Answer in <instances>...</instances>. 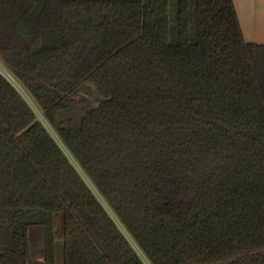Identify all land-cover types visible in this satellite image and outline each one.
Returning a JSON list of instances; mask_svg holds the SVG:
<instances>
[{
	"label": "trees",
	"instance_id": "obj_1",
	"mask_svg": "<svg viewBox=\"0 0 264 264\" xmlns=\"http://www.w3.org/2000/svg\"><path fill=\"white\" fill-rule=\"evenodd\" d=\"M0 61V264H37L31 226L43 264H264V45L234 0H0Z\"/></svg>",
	"mask_w": 264,
	"mask_h": 264
},
{
	"label": "rangeland",
	"instance_id": "obj_2",
	"mask_svg": "<svg viewBox=\"0 0 264 264\" xmlns=\"http://www.w3.org/2000/svg\"><path fill=\"white\" fill-rule=\"evenodd\" d=\"M0 70L4 74L8 73L6 68L1 63V61H0ZM91 98H92V94H91L90 88L88 86H82L80 88L78 96L76 97V102L73 103L67 110L60 113L59 122L63 126H66V127L70 125L78 124L80 117L82 116V113L87 108V104H84L81 101L82 99L89 100ZM32 106L38 118L45 123L39 109L34 104H32ZM46 126L48 127L50 131H52L50 126H48L47 124ZM98 198L101 200L103 204H105V202L100 196H98ZM29 241H30L31 254H32L34 261L37 264H43V229L42 227L31 226L29 228Z\"/></svg>",
	"mask_w": 264,
	"mask_h": 264
},
{
	"label": "crops",
	"instance_id": "obj_3",
	"mask_svg": "<svg viewBox=\"0 0 264 264\" xmlns=\"http://www.w3.org/2000/svg\"><path fill=\"white\" fill-rule=\"evenodd\" d=\"M246 41L264 45V0H234Z\"/></svg>",
	"mask_w": 264,
	"mask_h": 264
},
{
	"label": "built area",
	"instance_id": "obj_4",
	"mask_svg": "<svg viewBox=\"0 0 264 264\" xmlns=\"http://www.w3.org/2000/svg\"><path fill=\"white\" fill-rule=\"evenodd\" d=\"M0 72H1L3 75H5L8 79H10V81L13 82L12 76H11L9 73L4 74L1 70H0Z\"/></svg>",
	"mask_w": 264,
	"mask_h": 264
}]
</instances>
